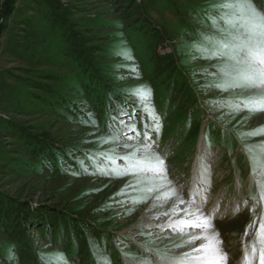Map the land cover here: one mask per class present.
I'll return each instance as SVG.
<instances>
[{
  "label": "rangeland",
  "instance_id": "1",
  "mask_svg": "<svg viewBox=\"0 0 264 264\" xmlns=\"http://www.w3.org/2000/svg\"><path fill=\"white\" fill-rule=\"evenodd\" d=\"M225 2L12 0L0 35L6 219L24 216L22 204L83 222L95 247L87 264H197L191 257L201 252L193 249L205 242L188 241L209 234L224 256L219 264H246V249L248 264H259L251 248L264 220V177L253 174V156L264 152V132L252 133L264 129V111L244 107L259 93L218 88L223 61L201 51L212 48L206 37L220 36L212 21L222 24L221 12H231ZM250 2L264 14L263 1ZM147 43L181 78L169 106L154 93L159 80L145 79ZM146 110L157 124L143 122ZM23 135L43 157L18 142ZM44 146L70 155L66 172L44 168ZM132 153L152 164L163 158V175L131 168L122 157ZM198 216L206 229L196 226ZM27 232L60 264H81L39 245L36 228Z\"/></svg>",
  "mask_w": 264,
  "mask_h": 264
},
{
  "label": "snow or ice",
  "instance_id": "2",
  "mask_svg": "<svg viewBox=\"0 0 264 264\" xmlns=\"http://www.w3.org/2000/svg\"><path fill=\"white\" fill-rule=\"evenodd\" d=\"M223 9H229L231 12H221L219 24L216 19L212 23L220 32L219 37H206L212 45L211 50L202 48V53L206 59L218 58L223 61L217 67V73L224 80V84H218L221 90L231 88H241L250 92H257V97L249 98L244 107L250 112L264 111V14L259 13L251 4L250 0H227L220 5ZM264 132V129L258 130V134ZM139 151V150H137ZM136 157V153L122 157L129 163L131 168L140 167L141 170L149 172H158L163 175L164 160L160 156L155 157V164L146 162ZM106 159H110L106 157ZM112 163H115L112 160ZM253 174L264 177V152L259 157L253 156ZM259 169V171H257ZM151 191V189H150ZM159 199V197H157ZM197 227L206 229L208 220L204 219L199 222L197 217ZM184 224L185 221H181ZM183 231V229H181ZM218 236V234H217ZM257 239L253 241L251 248V259L258 258L259 264H264V220L260 222L259 229L256 233ZM197 239L207 241L201 244L199 248H194V252H203L204 254L191 257V260L197 264H219L224 259L216 242L211 240L207 235L193 236L188 243ZM257 241L259 248H257ZM185 255H190L186 253ZM249 253L245 250V262H249ZM50 264H60L59 260L50 262Z\"/></svg>",
  "mask_w": 264,
  "mask_h": 264
},
{
  "label": "trees",
  "instance_id": "3",
  "mask_svg": "<svg viewBox=\"0 0 264 264\" xmlns=\"http://www.w3.org/2000/svg\"><path fill=\"white\" fill-rule=\"evenodd\" d=\"M261 1L264 2V0ZM263 2L261 4H263ZM11 7H12V0H5V2L2 5V9L0 11V16L3 19L2 24H0V35L5 27L7 18L10 12L12 11ZM146 31L148 30L143 26L142 34L140 33V36L142 38H144ZM147 40L153 41L154 39H151L150 37L147 38ZM149 46L150 44L147 43L145 47L148 50V53L146 55L147 58L146 59L145 57L143 58L144 60L147 61V66L149 68L146 72L148 74H146L145 79L151 80L152 82L155 80H159L160 82L159 86L156 87L158 89L157 90L155 89L154 93L162 94L160 95L161 97L165 96L166 98L165 104L169 106L170 104H174V101H172V96H171L173 90H176L177 86L181 88L180 87L181 81H178V79L181 78L178 77V73H176V71H173L172 69L169 68L168 69L164 68V65H161L160 62L156 60V57L151 52L152 50L149 48ZM91 92L92 90L90 91V93ZM119 94L120 95L118 96L120 97L124 96L122 93ZM165 104L163 105L164 107ZM150 112H151L150 110H146L144 114L148 116ZM164 114L165 113H163V115ZM148 117H149L148 119L144 118L145 120H143V122H146L147 124L149 120H151L157 124L158 121H156L150 116ZM156 128H157L156 126L155 128L151 127V129H156ZM7 135L10 134L7 133ZM17 138H19L18 142L26 144V146L29 148V150L32 151V154L34 156L36 155L37 157L42 156V155L40 156V152L38 151L37 147L34 146L35 142L29 144V142H31L30 140H32L31 137H25V135H23ZM1 146L2 145H0V148ZM42 149L41 151H45L46 152L45 154L47 156V160L45 161V163H43L45 169L66 172L65 170L69 168L68 167L69 166L68 160H70L69 154H67L66 157H63L62 153H60L59 150L53 149L50 146H44V148ZM77 158L75 157V159ZM1 201L2 199L0 200V202ZM44 210L40 209V207L38 209L36 208L31 209L27 205L18 204V211H23L24 216L19 215L15 217V221H12L14 220V216L17 213L12 214V217H10L12 220L9 219L7 220L6 218H9L6 212L7 209L4 207L3 204H0V235L1 234L6 235V243H7V244L0 243V264L1 261L4 264H50V262L61 260L60 257L54 256L53 255L54 253H46V251L39 249V246H37L36 243L32 241L31 239L32 237L30 236V234H28L27 230L30 231L34 228H36L39 234L41 235L39 245L47 243L52 248L50 249L54 250V252L55 249H61L62 251L58 250L60 252H63L61 256H64L66 258L69 257L68 259H66V262H71L72 258L74 257H78V259L80 257L79 261L81 262V264L86 263L83 261L84 258H86V260L89 261V258L91 257V254L95 247L90 244L89 240L91 238H89L88 240L87 238H85V235L87 233L83 231L84 230L83 228H85V226L81 225V223L83 224V222L79 221L78 223L74 221L72 218L70 219V217L66 215H56L51 213L52 211L50 210L48 211L47 209ZM42 214L44 215L42 216ZM42 217H46V218H42ZM20 221L22 223H20ZM2 229H4V231ZM88 230L91 231V229ZM97 264L99 263L97 262Z\"/></svg>",
  "mask_w": 264,
  "mask_h": 264
},
{
  "label": "bare ground",
  "instance_id": "4",
  "mask_svg": "<svg viewBox=\"0 0 264 264\" xmlns=\"http://www.w3.org/2000/svg\"><path fill=\"white\" fill-rule=\"evenodd\" d=\"M172 204H173V202H172ZM172 204H171V205H172ZM187 211H188L187 208H184V209L182 210V215L187 214ZM191 211H192V212H191ZM191 211H190L191 214H194V215L196 214V215H197V212H198V211H196L194 208H193V210L191 209ZM198 217H200V216H198ZM207 236H208L211 240L214 239V235H213V234H209V235H207ZM204 242H205L204 244L207 243V241H205V240H204ZM203 254H204V253L201 252L200 255L202 256Z\"/></svg>",
  "mask_w": 264,
  "mask_h": 264
},
{
  "label": "built area",
  "instance_id": "5",
  "mask_svg": "<svg viewBox=\"0 0 264 264\" xmlns=\"http://www.w3.org/2000/svg\"><path fill=\"white\" fill-rule=\"evenodd\" d=\"M5 2V0H0V11H1V9H2V5H3V3ZM2 17L0 16V24H2Z\"/></svg>",
  "mask_w": 264,
  "mask_h": 264
}]
</instances>
